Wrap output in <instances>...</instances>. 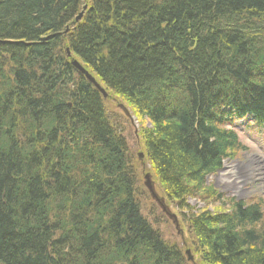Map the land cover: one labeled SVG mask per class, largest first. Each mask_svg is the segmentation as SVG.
Listing matches in <instances>:
<instances>
[{"label": "trees", "instance_id": "obj_1", "mask_svg": "<svg viewBox=\"0 0 264 264\" xmlns=\"http://www.w3.org/2000/svg\"><path fill=\"white\" fill-rule=\"evenodd\" d=\"M247 117L264 123V0H0V264H264V200L207 184Z\"/></svg>", "mask_w": 264, "mask_h": 264}, {"label": "rangeland", "instance_id": "obj_2", "mask_svg": "<svg viewBox=\"0 0 264 264\" xmlns=\"http://www.w3.org/2000/svg\"><path fill=\"white\" fill-rule=\"evenodd\" d=\"M113 104H119V103L113 102ZM114 108H116V112L119 111L117 105H115ZM128 125L129 126L126 127L127 130L126 129L124 130H126L125 132L126 136L129 138L131 146L133 147V145H135L136 143L135 142L137 137L136 133L138 131L139 124L136 120H134L133 123L129 122ZM239 125H240L238 126L239 131L242 133L241 135V140L243 142L242 147L247 148L246 152H244L242 155L241 154L237 155L235 157V160L233 161H226L224 163L223 169L219 173H217L215 176H211L208 178V185L213 186V188L219 193L225 194L227 198H234L237 201H250L256 197L264 200V130H262L260 134H257L253 130L245 131L242 128L241 124ZM120 129H123V126H121ZM139 156L140 155H138L137 157L138 159ZM250 157L257 158L259 160L258 162L261 163L260 166L262 170L259 173H257L256 178H254V176L253 178H249L248 177L249 174L245 169V167L251 164L252 162V160L250 161ZM252 168L257 169L258 163L256 162L255 164H253ZM148 169H150L149 165L145 166V169H143L142 167L139 168V172L142 176V184L144 186L146 182L145 180L146 176L149 175L151 181H153L151 174L148 172ZM156 187L157 186H155V189ZM151 201L153 203H156L152 198ZM190 204L196 209H201L203 206H205L202 202L199 201H191ZM209 208H211V206H209ZM168 212L170 215L172 213L177 214V211H175L172 207L168 208ZM148 213H149V208L147 209V214ZM166 217L171 222L170 227H168V225L165 226V232L166 235L168 236L167 238L176 242L185 241L186 239L185 229L183 228L176 229L175 224L173 223L174 220L167 215ZM163 223L164 222H162V224ZM187 258L190 260V264H196L189 254H187Z\"/></svg>", "mask_w": 264, "mask_h": 264}, {"label": "bare ground", "instance_id": "obj_3", "mask_svg": "<svg viewBox=\"0 0 264 264\" xmlns=\"http://www.w3.org/2000/svg\"><path fill=\"white\" fill-rule=\"evenodd\" d=\"M241 135H242V133L241 132H238L237 133V136H238V139H239V142L240 143H243L242 142V140H241ZM244 152H246V150H245V147H241L240 149H239V153H237L236 154V156L237 155H239V154H243ZM235 156V157H236ZM233 160H235V158L234 157H229L228 159H227V161H233ZM252 160V162H251V164H249L248 166H246L245 167V169H246V171H247V173L249 174L248 175V177L249 178H253V176H254V178H256V176H257V173H259L261 170H262V168H261V163L260 162H258L259 160L257 159V158H255V157H250V161ZM258 163V168L257 169H254V168H252V165L253 164H255V163ZM218 192V191H217ZM219 193V192H218ZM219 194H221V193H219ZM221 195H223V197H224V200H229V199H234V198H227L226 197V195L225 194H221ZM235 200V202L236 203H238L239 201H237L236 199H234ZM156 203V205H157V207L160 209V210H163V211H165V212H168V206L165 204V201L162 199V198H160L159 199V202L158 201H155ZM163 206H161V205ZM221 205H222V202H221ZM169 213V212H168Z\"/></svg>", "mask_w": 264, "mask_h": 264}, {"label": "water", "instance_id": "obj_4", "mask_svg": "<svg viewBox=\"0 0 264 264\" xmlns=\"http://www.w3.org/2000/svg\"><path fill=\"white\" fill-rule=\"evenodd\" d=\"M81 18H82V14L81 15H79V17L76 19V21H79V20H81ZM68 56L69 57H71V54L68 52ZM72 66L73 67H75L81 74H83L85 77H86V79L91 83V84H93L94 85V87L103 95V97L104 98H107L108 97V95H107V93L105 92V90L96 82V80L77 62V61H72ZM120 107V109H122V111L125 113V115L126 116H128V117H130V114H129V112L127 111V109L124 107V106H122V105H120L119 106ZM141 157H142V155H141ZM147 183H146V185H147V187H148V189H149V191L151 192V195L153 196V198L154 199H156V201H158L159 202V199L157 198V196L155 195V193H154V191H153V188H152V186H151V183H150V180H149V177H147ZM161 205V204H160ZM162 206V205H161ZM163 207V206H162Z\"/></svg>", "mask_w": 264, "mask_h": 264}]
</instances>
